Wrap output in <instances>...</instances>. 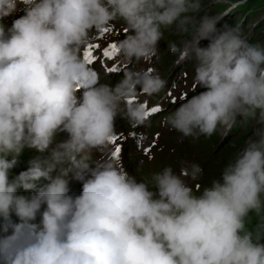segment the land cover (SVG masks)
Returning a JSON list of instances; mask_svg holds the SVG:
<instances>
[{"label":"clouds","instance_id":"9594fccd","mask_svg":"<svg viewBox=\"0 0 264 264\" xmlns=\"http://www.w3.org/2000/svg\"><path fill=\"white\" fill-rule=\"evenodd\" d=\"M21 5L25 15L10 35L0 24V221L26 230L17 236L13 227L0 239V257L7 264H264V129L199 195L185 179L202 174L195 163L179 175L165 167L151 186L114 158L90 168L93 151L109 148L118 117L146 121L144 104L132 98L158 95L168 82L127 70L114 86L101 83L81 55L91 34L114 21L126 25L119 52L128 64L157 56L165 30H192L186 55L197 61L195 82L206 90L162 124L195 138L218 125L230 130L257 110L264 119V47L239 25L218 28L222 16L197 18L201 0H0V20ZM58 132L69 138L9 179L23 149L44 153ZM86 172L82 192L69 194V174L83 179ZM42 179L48 183L40 186ZM251 213L257 222L249 228Z\"/></svg>","mask_w":264,"mask_h":264},{"label":"rangeland","instance_id":"374dc122","mask_svg":"<svg viewBox=\"0 0 264 264\" xmlns=\"http://www.w3.org/2000/svg\"><path fill=\"white\" fill-rule=\"evenodd\" d=\"M201 4L202 9L197 14V18L204 15L222 16L223 19L217 24L218 28H221L225 23L230 26L239 25L242 35L250 43L259 44L261 47H264V0H201ZM193 42L194 33L192 30L185 32H177L174 28L165 30L164 37L158 45L159 57L158 61L154 64L155 70L160 69L164 72V69L167 68L168 65L172 67L180 64H182L189 73H191V68L196 70L197 61L194 57H188L186 55L187 49ZM208 44V40L200 41L201 47H207ZM205 90L206 89L203 88L200 92ZM237 122L242 124L236 126L237 130H235L234 125L230 130L224 125V127L218 125L217 130L213 133V135H216L214 142H211L209 139L198 137L190 141V143L193 144L185 146V154L183 156L195 161L203 170L197 180H191L189 183L194 194L199 195L203 192L204 188L210 187L214 180L219 179L223 169L234 161L237 153L241 152L246 146V142L250 138L256 139L255 132L259 129H264V119H261L258 110L255 118L244 119L238 117ZM223 130L225 132L221 134ZM23 157L26 160H24ZM36 158L39 157L31 156V148L26 147L23 149L17 157L16 166L9 171V179L12 180L19 175L20 172L26 171L30 166V161ZM197 158L199 162L205 164L199 163ZM178 165L179 164H177V169ZM133 168L138 175L145 172L140 166L134 165ZM47 182V180L42 179L39 185L43 186ZM19 192L24 195L31 194L24 192L23 189H20ZM45 207L46 205L42 206L41 212ZM40 220L41 215L38 214L33 223L39 224ZM12 221L13 223H20L19 218L14 214L12 216ZM256 222L257 217L255 213H251L247 221V226L252 228ZM13 227L17 228V236H20L26 230L25 225L15 226L10 221H5L2 224V221H0V239L11 236L13 234ZM5 228H9L7 232H4ZM9 242H11V238H9ZM261 242H264V235H262ZM0 264H7V257H0Z\"/></svg>","mask_w":264,"mask_h":264},{"label":"snow or ice","instance_id":"6c2138e0","mask_svg":"<svg viewBox=\"0 0 264 264\" xmlns=\"http://www.w3.org/2000/svg\"><path fill=\"white\" fill-rule=\"evenodd\" d=\"M104 31L107 32V29H104ZM111 48H112L113 52H118L119 51V49L117 48V45L115 43H113L111 45ZM111 54L112 53H109L107 51L104 52V55L111 56ZM91 62H92L91 61V54H89V63H91ZM159 111H160V108L159 107H153V108H151V112L158 113ZM118 151L119 150H117V154H118Z\"/></svg>","mask_w":264,"mask_h":264},{"label":"bare ground","instance_id":"6f19581e","mask_svg":"<svg viewBox=\"0 0 264 264\" xmlns=\"http://www.w3.org/2000/svg\"><path fill=\"white\" fill-rule=\"evenodd\" d=\"M223 125H221V127H222ZM23 159H24V157H23ZM24 160H26V159H24ZM21 162V161H20ZM14 171V170H13ZM16 171V170H15ZM186 179V182L187 183H190L191 182V179H189V178H185Z\"/></svg>","mask_w":264,"mask_h":264},{"label":"trees","instance_id":"16d2710c","mask_svg":"<svg viewBox=\"0 0 264 264\" xmlns=\"http://www.w3.org/2000/svg\"><path fill=\"white\" fill-rule=\"evenodd\" d=\"M264 27V26H263Z\"/></svg>","mask_w":264,"mask_h":264}]
</instances>
